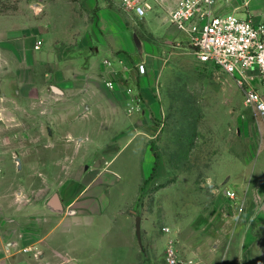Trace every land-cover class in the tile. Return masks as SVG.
<instances>
[{"label": "crops", "instance_id": "1", "mask_svg": "<svg viewBox=\"0 0 264 264\" xmlns=\"http://www.w3.org/2000/svg\"><path fill=\"white\" fill-rule=\"evenodd\" d=\"M143 1L147 8L141 19L152 23L151 5ZM156 1L160 6L155 10L163 4L169 12L180 2ZM219 12H234L260 22L264 20V0H224ZM128 14L133 13L119 0H0V264H88L92 257L90 242L81 234L89 229L87 221L95 214L89 194L97 185H117L120 178L103 154L112 148L111 137L116 140L129 133L127 144L135 135L144 136L139 112H129L132 101L121 81L123 69L138 59L156 75V68H166L167 63V59L163 63L144 52L133 16ZM160 20L169 21L188 38L184 29L171 22L169 13ZM132 120L135 127L125 132L124 122ZM84 139L92 140L97 165L92 157L88 165L78 163L69 176L68 166L58 167L61 155H47L63 150L67 155L83 145L90 150ZM253 180L248 184L250 190ZM259 196L263 204L257 203L253 193L247 209L251 214L232 228L233 245L243 250L241 256L204 259L200 252H192L187 255L188 264H264V238L251 234H264V188ZM54 197L59 209L52 205ZM85 220L87 228L80 229ZM142 223L137 217L133 231L137 243L132 244L140 256L145 251ZM238 233L253 240L242 241L236 237ZM118 245H104L110 254L105 264H127L124 257H111ZM142 261L139 258L133 264ZM146 261L155 264L150 257Z\"/></svg>", "mask_w": 264, "mask_h": 264}, {"label": "rangeland", "instance_id": "2", "mask_svg": "<svg viewBox=\"0 0 264 264\" xmlns=\"http://www.w3.org/2000/svg\"><path fill=\"white\" fill-rule=\"evenodd\" d=\"M146 2L154 13L152 23L128 15L133 16L144 52L156 55L163 63L167 59L166 68H156V75L147 68L141 72L139 65L144 63L137 59L123 69L121 81L132 101L129 112H139L144 136L135 135L127 144L129 133L116 140L111 137L112 148L103 154L120 178L117 185H97L89 194L95 214L87 221L89 231L81 232L90 242L88 264L107 262L110 254L104 245L108 242L119 244L111 257H124L127 264L139 258L147 264L146 257L155 264H166L164 249L171 238L185 261L182 264L191 261L187 255L192 252H200L204 259L241 256L243 250L233 245L232 228L251 214L247 209L253 193L257 203L263 204L259 195L264 188V122L245 103L243 92L230 75L212 62L201 61L186 35L178 33L169 21L161 22L169 8L161 4L162 9L155 10L160 6L156 0ZM124 123L125 132L135 127V120ZM80 127L84 132V124ZM84 142L90 150L83 145L67 155L64 150L47 155L62 156L58 167L63 170L68 166L70 176L78 163L88 165L92 157L97 165L92 140ZM251 179L253 190L248 185ZM228 189L236 191L238 197H228ZM98 211L103 213L98 216ZM139 216L145 246L142 256L136 245L132 246L137 243L133 231ZM87 222L80 229H86ZM63 227L68 226L63 223ZM251 234L264 238L263 233ZM236 237L253 240L245 233Z\"/></svg>", "mask_w": 264, "mask_h": 264}, {"label": "built area", "instance_id": "3", "mask_svg": "<svg viewBox=\"0 0 264 264\" xmlns=\"http://www.w3.org/2000/svg\"><path fill=\"white\" fill-rule=\"evenodd\" d=\"M119 1L127 12L139 18L145 16L147 4L143 0ZM222 1L180 0L169 12V18L186 31L200 60L212 62L234 79L244 94L245 103L264 122V20L254 22L234 12L220 13ZM40 44L41 41L36 48ZM139 68L145 71L144 64ZM107 85L113 86V82L108 81ZM226 194L232 199L238 197L230 189ZM164 258L166 264L184 263L174 238L166 244Z\"/></svg>", "mask_w": 264, "mask_h": 264}, {"label": "water", "instance_id": "4", "mask_svg": "<svg viewBox=\"0 0 264 264\" xmlns=\"http://www.w3.org/2000/svg\"><path fill=\"white\" fill-rule=\"evenodd\" d=\"M56 200H57V199H56L55 197L52 199V205H53L56 209H59V204L57 203ZM136 227H137V232H138V234H139V232H140V220H139V218L137 219Z\"/></svg>", "mask_w": 264, "mask_h": 264}]
</instances>
